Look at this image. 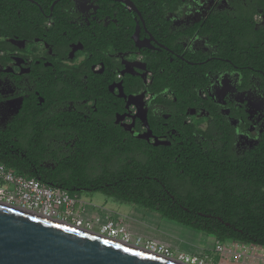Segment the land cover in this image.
Segmentation results:
<instances>
[{"label": "flooded vegetation", "instance_id": "obj_1", "mask_svg": "<svg viewBox=\"0 0 264 264\" xmlns=\"http://www.w3.org/2000/svg\"><path fill=\"white\" fill-rule=\"evenodd\" d=\"M13 127L32 138L40 180L74 163L105 174L133 145L182 143L188 130L258 152L264 3L0 0V131Z\"/></svg>", "mask_w": 264, "mask_h": 264}, {"label": "trees", "instance_id": "obj_2", "mask_svg": "<svg viewBox=\"0 0 264 264\" xmlns=\"http://www.w3.org/2000/svg\"><path fill=\"white\" fill-rule=\"evenodd\" d=\"M31 139L15 127L0 131V165L36 178ZM200 141L188 130L182 143L133 145L129 158L122 155L105 174L86 176L74 163L68 166L73 169L69 177L60 173L38 180L69 191L88 186L116 202L211 234L219 242L264 247V144L258 152L237 155L230 142L210 146Z\"/></svg>", "mask_w": 264, "mask_h": 264}, {"label": "water", "instance_id": "obj_3", "mask_svg": "<svg viewBox=\"0 0 264 264\" xmlns=\"http://www.w3.org/2000/svg\"><path fill=\"white\" fill-rule=\"evenodd\" d=\"M0 264L189 263L0 202Z\"/></svg>", "mask_w": 264, "mask_h": 264}, {"label": "rangeland", "instance_id": "obj_4", "mask_svg": "<svg viewBox=\"0 0 264 264\" xmlns=\"http://www.w3.org/2000/svg\"><path fill=\"white\" fill-rule=\"evenodd\" d=\"M80 211L86 219H94L96 213L104 220L111 219L123 224L128 234L121 233L120 238L129 237L131 243L145 246L156 241L170 247L172 257L180 254L203 258L205 264H264V247L236 241L221 242L223 250H216L219 244L214 236L185 225L162 218L156 212L144 210L131 203H119L102 193H82L75 196ZM93 230L100 232L96 223ZM196 240V241H195Z\"/></svg>", "mask_w": 264, "mask_h": 264}, {"label": "built area", "instance_id": "obj_5", "mask_svg": "<svg viewBox=\"0 0 264 264\" xmlns=\"http://www.w3.org/2000/svg\"><path fill=\"white\" fill-rule=\"evenodd\" d=\"M0 202L92 231H94V225L98 223L100 225L99 233L131 243L129 237H119L122 232L129 236L123 224L109 218L104 220L99 213L95 214L94 219H86L80 211L81 204H78V199L68 194L65 189L45 184L36 178L23 176L2 164L0 165ZM78 205L80 206L77 208ZM218 243L216 250L222 251L223 245L221 242ZM144 247L172 257L168 245L150 241ZM176 259L189 264H205L203 258H198L195 255L189 257L180 254Z\"/></svg>", "mask_w": 264, "mask_h": 264}, {"label": "snow or ice", "instance_id": "obj_6", "mask_svg": "<svg viewBox=\"0 0 264 264\" xmlns=\"http://www.w3.org/2000/svg\"><path fill=\"white\" fill-rule=\"evenodd\" d=\"M117 247H119V245ZM125 251H129V249H125ZM134 255H141V254L140 253H134Z\"/></svg>", "mask_w": 264, "mask_h": 264}, {"label": "crops", "instance_id": "obj_7", "mask_svg": "<svg viewBox=\"0 0 264 264\" xmlns=\"http://www.w3.org/2000/svg\"><path fill=\"white\" fill-rule=\"evenodd\" d=\"M79 206H80V205H78L77 208H78ZM222 243H223V242H222ZM238 244H240V242H237V241H236V243H234V245H238Z\"/></svg>", "mask_w": 264, "mask_h": 264}, {"label": "bare ground", "instance_id": "obj_8", "mask_svg": "<svg viewBox=\"0 0 264 264\" xmlns=\"http://www.w3.org/2000/svg\"><path fill=\"white\" fill-rule=\"evenodd\" d=\"M196 241V240H195Z\"/></svg>", "mask_w": 264, "mask_h": 264}]
</instances>
